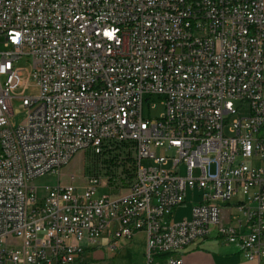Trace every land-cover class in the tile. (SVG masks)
<instances>
[{
  "label": "built area",
  "instance_id": "2783aa9c",
  "mask_svg": "<svg viewBox=\"0 0 264 264\" xmlns=\"http://www.w3.org/2000/svg\"><path fill=\"white\" fill-rule=\"evenodd\" d=\"M0 43V264H96L89 248L141 230L146 264L209 239L264 261V0H0ZM124 142L131 180L100 166L62 183L78 151Z\"/></svg>",
  "mask_w": 264,
  "mask_h": 264
},
{
  "label": "rangeland",
  "instance_id": "374dc122",
  "mask_svg": "<svg viewBox=\"0 0 264 264\" xmlns=\"http://www.w3.org/2000/svg\"><path fill=\"white\" fill-rule=\"evenodd\" d=\"M2 44L0 43V48ZM21 65L27 67V70L24 71V76L27 77V80L30 82L29 87L25 89L26 93L33 94L37 92V88L34 85L33 79L29 76L30 63L29 61H20ZM163 97L157 93L145 94L143 100V114L147 118H156L164 110V105L162 103ZM241 101L236 100V104L239 105ZM15 107V116L13 120H19L24 115V108L21 106V100L19 98L14 99ZM239 112L235 114L238 115H247L249 113V106L242 105L239 107ZM228 131V130H227ZM161 152V150H157ZM99 159V160H98ZM100 158H97V154L92 148H86L84 150L78 151L75 156L61 168L60 178L62 183H71L72 174H75L73 181L78 185H83L85 183L86 176L90 174L94 168L96 162L98 166L100 165ZM144 165H150L153 163L152 158H144L142 160ZM179 171L181 174H187V168L184 163L179 165ZM197 173V171H196ZM57 174H51L48 176H43L35 180L38 184L52 183L56 181ZM40 193L44 191V188H40ZM118 190H112L109 187H100L98 188V193H116ZM200 191L198 188L187 189L186 201L184 204L180 205L174 210L173 215L176 219H181L185 216H189L191 209L195 201L199 199ZM123 241V247L115 248V251L105 250L104 258L108 259L107 264H146V249L147 241L144 235H135L132 240L121 238ZM132 242L129 246L128 243ZM124 246H126L124 248ZM96 248H89L86 254L90 253L94 258L98 259L101 256L97 255ZM114 253V254H113ZM102 259V258H101Z\"/></svg>",
  "mask_w": 264,
  "mask_h": 264
},
{
  "label": "crops",
  "instance_id": "0c3cea01",
  "mask_svg": "<svg viewBox=\"0 0 264 264\" xmlns=\"http://www.w3.org/2000/svg\"><path fill=\"white\" fill-rule=\"evenodd\" d=\"M138 234L144 235L147 241V233L145 231H138L135 235ZM118 243L122 246V239H119ZM131 244L132 242L128 243L129 246ZM105 250L108 249L103 246L96 247L95 251H97V255L101 256L98 259L94 258L90 253L87 256L96 264H107L106 261L108 259L103 257ZM183 257L186 264H264V261L257 262L246 259L242 252L234 245H220L212 239L189 245L183 252Z\"/></svg>",
  "mask_w": 264,
  "mask_h": 264
},
{
  "label": "trees",
  "instance_id": "16d2710c",
  "mask_svg": "<svg viewBox=\"0 0 264 264\" xmlns=\"http://www.w3.org/2000/svg\"><path fill=\"white\" fill-rule=\"evenodd\" d=\"M128 143L115 144L112 147L104 148L101 153L97 154V158H100V165L96 162V167L106 168V173H111L115 177L120 176L121 179L126 183L125 179H132L133 177V167L127 166L129 161H133L134 154L132 149H127ZM99 160V159H98Z\"/></svg>",
  "mask_w": 264,
  "mask_h": 264
}]
</instances>
